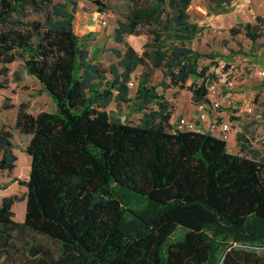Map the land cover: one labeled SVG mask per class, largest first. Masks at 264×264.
I'll return each instance as SVG.
<instances>
[{
	"label": "trees",
	"instance_id": "1",
	"mask_svg": "<svg viewBox=\"0 0 264 264\" xmlns=\"http://www.w3.org/2000/svg\"><path fill=\"white\" fill-rule=\"evenodd\" d=\"M193 1L129 8L116 40L146 26L152 43L141 54L127 47L117 64L101 69L74 32V1L0 0V64L21 60L55 105L37 115L21 106L11 127L0 126V171L15 167L14 133L28 140L30 157L24 220L14 221L12 211L23 199L0 201L3 262L264 264V154L243 155L250 151L242 134L240 153L232 154L211 133L172 129L165 90L200 80L187 88L194 104L207 101L210 65L199 61L212 57L189 46L203 28L190 12ZM205 1L219 8L233 0ZM29 10L43 20L22 21ZM255 20L230 33L255 43L264 18ZM139 66L160 69L163 78L151 84L144 72L131 97L128 83ZM112 100L130 104L139 123L111 117L105 109ZM24 232L55 242L58 257H31L29 242L17 247L14 235Z\"/></svg>",
	"mask_w": 264,
	"mask_h": 264
},
{
	"label": "rangeland",
	"instance_id": "2",
	"mask_svg": "<svg viewBox=\"0 0 264 264\" xmlns=\"http://www.w3.org/2000/svg\"><path fill=\"white\" fill-rule=\"evenodd\" d=\"M58 1L64 2L65 0H54V2ZM71 1L76 3L73 29L76 35L86 43L88 60L91 64L98 65L101 69H107L110 65L117 64L127 47L133 48L140 54L145 50L146 44L149 45L148 48L150 47L152 37L146 26L139 27L138 32L134 35L125 34L121 42H118L115 38V29L117 28L118 21L125 20L129 8L135 4L144 5L150 3L152 0ZM100 8L105 11L98 13ZM190 12L199 26L203 28L189 42V46L195 51L211 55L212 57V59L203 58L199 61L200 67L210 65L207 83L216 81L219 84V88L223 89L226 81L233 80L234 88L235 82L238 86H236V89L233 88L232 92H246L250 97L249 104H253L254 101H257V97L251 90H255L257 88L255 85L259 82V80L254 78V75L258 73V79L264 78L261 72H264V53L261 55L255 54L254 52L260 46L256 44L252 46L243 33L233 36L230 33V29L236 27L239 23H248L249 19L252 21V24H255V17L257 16L264 18V0H233L230 4L219 8L210 5L205 0H194ZM35 15L33 10H29L21 20L28 21L33 18L43 20L44 14H40L37 17ZM233 15H237L238 22L234 20L235 16ZM202 17L204 18L202 19ZM228 19L230 20L228 21ZM257 58L256 66H263L261 71L258 70L259 72L255 69L254 65H251L256 63ZM213 63L217 66L213 65ZM144 72L151 74L149 78L151 84H158L163 78L160 69L151 70L150 67H137L130 80L132 83L131 86L129 85L131 97H134L138 81ZM107 78L111 79L112 77L110 74H107ZM248 79L250 83L245 82ZM200 82V80L189 79L185 88H169L164 91V94L167 100L170 101V104L178 110L181 105L187 106L192 102L191 92L187 87L193 83ZM157 91L163 92L162 88H158ZM221 93L219 92L218 96ZM222 96H224L223 93ZM242 104L243 100H240L235 106ZM226 105L227 102L224 103V107H221L220 104L217 112L228 108L229 115L231 116L229 120L230 122H235V119L239 115H236L233 111V106H230L232 104L228 107ZM21 106H24L26 111L32 115L55 111L53 101L43 91L35 78L26 73L21 60H17L6 66L0 64V126L11 127ZM105 110L111 117L120 119L124 123L137 124L141 118L140 113L132 112L130 104L118 103L115 100H112ZM248 116L249 114L243 113L242 117L245 118L244 121H247L246 118ZM27 141L26 138H22L14 133L13 152L17 157L15 167L11 172L0 171V201L12 196L23 199V201L15 202L12 207L14 213L13 220L16 222H22L26 209L27 188L23 185V182L28 180L30 171V157L25 153ZM246 145L248 147V144ZM226 146L230 152L229 149L232 146L229 144V141ZM242 154L248 156L246 152ZM24 233H16L13 242L20 249L23 248L26 242H29L31 247L28 255H30L32 249H35L32 257L47 259L58 257L59 249L55 242L30 232ZM179 236H181V232L177 231L171 240L173 241ZM255 250L257 253L261 252V249ZM16 259L18 258L16 257ZM3 261L4 258H1L0 264H15L14 261Z\"/></svg>",
	"mask_w": 264,
	"mask_h": 264
},
{
	"label": "crops",
	"instance_id": "3",
	"mask_svg": "<svg viewBox=\"0 0 264 264\" xmlns=\"http://www.w3.org/2000/svg\"><path fill=\"white\" fill-rule=\"evenodd\" d=\"M233 16H235L234 20L238 22L237 15H233ZM229 20L230 19H228V21ZM224 21H226V19H224ZM248 22L252 23L250 19L248 20ZM250 43L252 46H254L255 44L260 46L254 52L255 54L261 55L264 53V36L258 39L255 43H252L251 41ZM257 60L258 58L256 59V63L251 65H254L257 71L258 70L261 71L264 67L262 65L256 66ZM254 78L256 80H259V82L256 83L255 85L257 88L255 90H251V92H253L257 97V101H254L253 104H249L250 102L248 101L250 100V97L246 92L245 93L232 92L234 89H236V86H238L236 82H235V88L232 91H227L225 87L223 89L222 88L220 89V92L224 94V96H222V93L220 96H218L221 107L222 106L224 107L225 102H227L226 107L232 104L230 106H233L232 107L233 111L235 112L236 115L237 114L239 115V117L235 119L236 120L235 122H230L229 118H231V116L229 115L230 114L229 109L225 108V110H221L219 112L210 111L206 120L204 122L199 123L204 133H211L212 135L218 138L220 134V127H221L220 125L228 124L230 130L228 133L229 138L226 141V145L227 142L229 141V144L232 146L231 149H229L230 152L232 154L240 153L237 136L239 134H242L247 139V143H246L248 144L247 150L250 151L247 153L249 157H251V155L258 156L264 154V78L258 79V73L254 75ZM245 82L250 83V80L249 79L248 81L245 80ZM240 100H243V104L239 106H235V104ZM249 106L252 107L253 113L249 114V116L246 118L247 121H244L245 118L242 116L246 108H248ZM196 114H197L196 108L193 101L191 102V104L187 106L181 105V107L178 110L176 107H174L171 124H173L174 121L179 117H185L191 120H195ZM237 122H241V123H237Z\"/></svg>",
	"mask_w": 264,
	"mask_h": 264
},
{
	"label": "built area",
	"instance_id": "4",
	"mask_svg": "<svg viewBox=\"0 0 264 264\" xmlns=\"http://www.w3.org/2000/svg\"><path fill=\"white\" fill-rule=\"evenodd\" d=\"M262 75H264V72H262ZM224 84H225L224 86L227 89V91L233 90L234 88L233 80H228ZM128 85L131 86L132 83L129 82ZM206 86H207V91H208L207 101L195 104L196 113H197L196 119L191 120L185 117L177 118L172 124V129L174 131L204 133L199 123L204 122L206 120L210 111H217V109L220 106V102L218 99V95L220 92L219 84L216 81H211L207 83ZM245 112L248 114L253 113L252 107L246 108ZM220 126L221 127H220L219 138L221 140L227 141L229 138L228 133H229L230 127L228 124H221Z\"/></svg>",
	"mask_w": 264,
	"mask_h": 264
},
{
	"label": "water",
	"instance_id": "5",
	"mask_svg": "<svg viewBox=\"0 0 264 264\" xmlns=\"http://www.w3.org/2000/svg\"><path fill=\"white\" fill-rule=\"evenodd\" d=\"M34 251H35V249H32V250L30 251V256H31V257H32L33 254H34Z\"/></svg>",
	"mask_w": 264,
	"mask_h": 264
}]
</instances>
